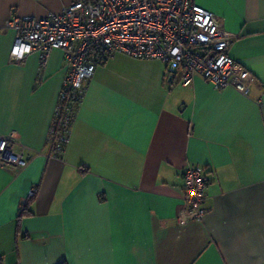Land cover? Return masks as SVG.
Masks as SVG:
<instances>
[{"label":"crops","instance_id":"crops-1","mask_svg":"<svg viewBox=\"0 0 264 264\" xmlns=\"http://www.w3.org/2000/svg\"><path fill=\"white\" fill-rule=\"evenodd\" d=\"M66 2L0 0V133L29 159L0 166V264H264V0H196L238 35L230 54L255 77L246 95L200 75L168 81L164 62L117 53L86 82L65 153L51 157L65 53L42 69L38 53L11 61L6 24ZM188 165L205 169L208 211L182 224Z\"/></svg>","mask_w":264,"mask_h":264},{"label":"built area","instance_id":"built-area-1","mask_svg":"<svg viewBox=\"0 0 264 264\" xmlns=\"http://www.w3.org/2000/svg\"><path fill=\"white\" fill-rule=\"evenodd\" d=\"M6 26L16 32L11 61L38 53L42 69L54 49L65 53L68 73L47 137L51 157L65 153L86 82L117 53L162 61L166 79L179 75L184 86L200 75L215 89L232 87L246 95L255 80L230 54L238 35L221 27L216 15L196 0H67L58 12L43 18L15 14ZM28 163L27 146L15 135L0 133V166L25 168ZM183 177L184 203L177 220L200 221L208 211L205 169L188 165ZM37 192L31 188L28 199Z\"/></svg>","mask_w":264,"mask_h":264},{"label":"trees","instance_id":"trees-1","mask_svg":"<svg viewBox=\"0 0 264 264\" xmlns=\"http://www.w3.org/2000/svg\"><path fill=\"white\" fill-rule=\"evenodd\" d=\"M23 214L21 213L20 215H19V218L22 216ZM1 262V261H0ZM61 264H67L66 262H63V263H61Z\"/></svg>","mask_w":264,"mask_h":264}]
</instances>
